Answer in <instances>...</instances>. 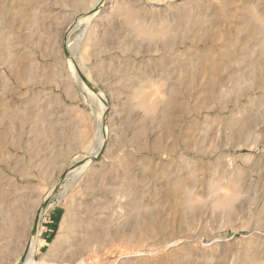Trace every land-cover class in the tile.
I'll return each mask as SVG.
<instances>
[{
  "label": "rangeland",
  "instance_id": "374dc122",
  "mask_svg": "<svg viewBox=\"0 0 264 264\" xmlns=\"http://www.w3.org/2000/svg\"><path fill=\"white\" fill-rule=\"evenodd\" d=\"M95 1L0 0V264H264V0Z\"/></svg>",
  "mask_w": 264,
  "mask_h": 264
},
{
  "label": "bare ground",
  "instance_id": "6f19581e",
  "mask_svg": "<svg viewBox=\"0 0 264 264\" xmlns=\"http://www.w3.org/2000/svg\"><path fill=\"white\" fill-rule=\"evenodd\" d=\"M106 0H96L95 1V4L92 6V8L91 9H89L88 10V12L86 13V16H83V17H81L77 22H75L74 23V27H75V29L78 27V25L80 26L81 24H85V26L87 27L98 15H99V9H100V7H103V4H106V2H105ZM88 14V15H87ZM95 21V20H94ZM85 30V29H84ZM84 32V31H83ZM82 32V33H83ZM83 39V38H82ZM69 55V54H68ZM71 55V54H70ZM74 58V57H73ZM74 60V59H73ZM68 66H69V70H70V72H71V75H72V77L78 82L77 84H79V86L83 89V90H85L88 94H90V96L92 97V98H94L96 101H97V104H99L100 105V110H102V111H99L100 112V114L98 113V128L100 129V126L103 124V120H102V115H103V113L106 111L105 110V108L104 107H102L101 105V103L103 102V100H102V96H100V94L97 92V91H95L94 89H92L89 85H90V83H89V81L88 80H86L85 81V79L83 80V78H84V76L80 73L81 71H79V69L77 68V67H75V65L73 64L74 62L72 61V59H69L68 60ZM76 84V85H77ZM223 86V85H222ZM212 87V86H211ZM221 92H223V91H221ZM101 93V92H100ZM103 95V94H102ZM104 96V95H103ZM105 114V113H104ZM100 125V126H99ZM99 138V137H98ZM97 138V139H98ZM100 138H102V137H100ZM102 140V141H101ZM103 145H104V143H103V139H100V141H99V143H98V146L97 147H99L98 148V150L96 151V148L92 151V153H91V156L90 157H87V158H85L86 160H84L85 162L80 166H78V167H75V168H70L68 171H67V173H66V179L65 180H67V182H69V181H71V182H69L70 184H69V186L72 184V183H74L75 182V180H76V178L80 175V174H82V172H84L89 166H90V164H91V161L92 160H94V159H97V157H98V155L100 154V149L103 147ZM94 151H96V152H94ZM75 169H78V170H76L75 171ZM74 170V171H73ZM64 180V179H63ZM67 186V185H66ZM46 201V200H45ZM39 217H40V214L38 215ZM65 223H71V222H69L68 220L65 222ZM76 224V223H75ZM74 224V225H75ZM66 225V224H65ZM73 225V227H75ZM69 226V225H68ZM80 226V225H79ZM70 227H72L71 226V224H70ZM78 228H80V227H78ZM78 232V231H77ZM75 233V232H74ZM34 236V237H33ZM32 237H31V239H30V241H29V243H30V249H29V251H30V254H31V256L33 255V253H34V251H33V249H34V247H35V244H36V241L38 240V232H37V234H35V235H33ZM79 249H82L81 247H79V246H77ZM67 248V245H66V243H60V245H55L54 247H53V250H55V251H61V250H65ZM76 250H78V249H76ZM28 256H29V253L27 254V255H25V260H23V261H21V260H19L18 261V264H55V263H49V261L47 262V261H37L36 259H34L33 257L32 258H30V259H28ZM23 258V257H22ZM21 259V258H20ZM95 259V258H94ZM93 263V262H92ZM74 264H88L86 261H83V260H79V262H76V263H74Z\"/></svg>",
  "mask_w": 264,
  "mask_h": 264
},
{
  "label": "water",
  "instance_id": "95a60500",
  "mask_svg": "<svg viewBox=\"0 0 264 264\" xmlns=\"http://www.w3.org/2000/svg\"><path fill=\"white\" fill-rule=\"evenodd\" d=\"M84 80V78H83ZM95 160V159H94ZM93 161V160H92ZM39 214H42V211L39 212ZM39 224H40V217L38 216L36 219H35V223H34V226H33V230H32V236L37 234L38 232V228H39ZM26 258V257H25ZM24 258V260H25ZM23 261V260H22Z\"/></svg>",
  "mask_w": 264,
  "mask_h": 264
}]
</instances>
